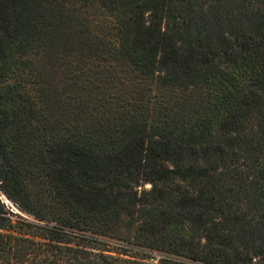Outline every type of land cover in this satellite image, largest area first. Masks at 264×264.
Here are the masks:
<instances>
[{
  "label": "trees",
  "instance_id": "16d2710c",
  "mask_svg": "<svg viewBox=\"0 0 264 264\" xmlns=\"http://www.w3.org/2000/svg\"><path fill=\"white\" fill-rule=\"evenodd\" d=\"M0 191V264H264V0H0Z\"/></svg>",
  "mask_w": 264,
  "mask_h": 264
},
{
  "label": "rangeland",
  "instance_id": "374dc122",
  "mask_svg": "<svg viewBox=\"0 0 264 264\" xmlns=\"http://www.w3.org/2000/svg\"><path fill=\"white\" fill-rule=\"evenodd\" d=\"M151 189V185H145L141 187H137L136 190H138L139 195L143 192H148ZM6 195L0 191V199L1 203L4 205L5 209L8 213V216L11 217L12 220L17 221L20 219H26L29 221H35L30 215L25 213L21 208L15 204L13 201H11L9 198L5 197ZM110 243L111 248L114 251H118V249L122 246L126 247L130 252V254L134 255L135 251L133 249H136V246L132 244L125 243L124 241L118 240V239H112L108 238L106 239ZM131 248V249H130ZM146 250V249H144ZM147 251V250H146ZM153 255L160 259V254L158 252L153 253Z\"/></svg>",
  "mask_w": 264,
  "mask_h": 264
},
{
  "label": "water",
  "instance_id": "95a60500",
  "mask_svg": "<svg viewBox=\"0 0 264 264\" xmlns=\"http://www.w3.org/2000/svg\"><path fill=\"white\" fill-rule=\"evenodd\" d=\"M5 197H7V196H5ZM7 199H8V197H7Z\"/></svg>",
  "mask_w": 264,
  "mask_h": 264
}]
</instances>
